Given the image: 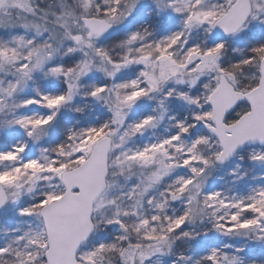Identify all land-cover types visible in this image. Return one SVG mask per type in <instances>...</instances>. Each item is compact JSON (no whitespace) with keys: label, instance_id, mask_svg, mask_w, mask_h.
<instances>
[{"label":"snow or ice","instance_id":"snow-or-ice-1","mask_svg":"<svg viewBox=\"0 0 264 264\" xmlns=\"http://www.w3.org/2000/svg\"><path fill=\"white\" fill-rule=\"evenodd\" d=\"M0 264H264V0H0Z\"/></svg>","mask_w":264,"mask_h":264}]
</instances>
